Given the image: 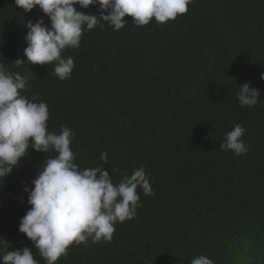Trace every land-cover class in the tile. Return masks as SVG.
I'll use <instances>...</instances> for the list:
<instances>
[{"label": "trees", "instance_id": "16d2710c", "mask_svg": "<svg viewBox=\"0 0 264 264\" xmlns=\"http://www.w3.org/2000/svg\"><path fill=\"white\" fill-rule=\"evenodd\" d=\"M40 17L51 27L38 6L23 12L0 0V63L26 78L22 94L47 103L50 131L72 130L82 170L103 166L117 184L143 167L155 193L138 187L136 217L117 223L110 242L71 246L56 264H191L200 255L264 264V0H194L165 24L138 27L126 16L119 31H86L79 48L62 53L75 65L63 81L54 64L24 55L25 23ZM246 82L260 90L253 107L239 105ZM237 123L250 145L239 156L220 149ZM46 155L30 149L0 182V239L9 250L31 248L39 264L18 225L30 207L23 187H32Z\"/></svg>", "mask_w": 264, "mask_h": 264}, {"label": "clouds", "instance_id": "9594fccd", "mask_svg": "<svg viewBox=\"0 0 264 264\" xmlns=\"http://www.w3.org/2000/svg\"><path fill=\"white\" fill-rule=\"evenodd\" d=\"M23 12L39 7L48 17L25 23L27 62L40 65L54 64V75L60 80L70 79L74 59L64 57L66 49L80 47L86 31L105 24L119 31L132 18L136 26H145L155 20L165 24L185 15L194 0H14ZM99 5L98 14H86L77 9ZM17 66L25 60L17 58ZM264 79V73H261ZM241 107H253L258 103L260 90L244 83L238 87ZM27 80L19 71H10L0 63V182L12 173L29 150L46 153L38 175L31 181L32 187L24 185L27 204L25 215L20 218L19 232L33 243L46 264H56L68 254L71 246L88 245L101 240L113 239L115 225L136 217L140 207V195H154L150 179L143 167L135 169L114 184L108 170L103 166L81 169L75 162L71 147L72 130L62 126L60 131H50V112L45 101L37 96L22 94ZM246 129L239 123L224 134L220 149L239 156L250 151L243 139ZM55 153L54 156L49 155ZM100 160L108 163V153L102 152ZM0 264H39L29 247L9 250V244L0 239ZM191 264H214L207 256L192 259Z\"/></svg>", "mask_w": 264, "mask_h": 264}]
</instances>
